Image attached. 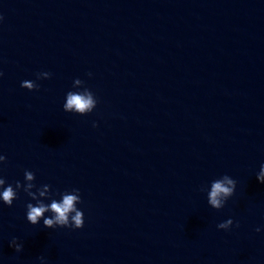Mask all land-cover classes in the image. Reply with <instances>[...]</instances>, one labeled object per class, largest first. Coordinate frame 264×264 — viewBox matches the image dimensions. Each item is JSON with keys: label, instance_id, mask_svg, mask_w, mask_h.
<instances>
[{"label": "water", "instance_id": "95a60500", "mask_svg": "<svg viewBox=\"0 0 264 264\" xmlns=\"http://www.w3.org/2000/svg\"><path fill=\"white\" fill-rule=\"evenodd\" d=\"M0 15V175L79 188L85 213L32 225L21 191L0 205V264H264V0H0ZM77 77L98 99L86 115L62 107ZM223 174L237 188L217 210L200 189Z\"/></svg>", "mask_w": 264, "mask_h": 264}, {"label": "clouds", "instance_id": "9594fccd", "mask_svg": "<svg viewBox=\"0 0 264 264\" xmlns=\"http://www.w3.org/2000/svg\"><path fill=\"white\" fill-rule=\"evenodd\" d=\"M3 16L0 15V21ZM4 73L0 71V78ZM52 73L42 71L36 74V79H49ZM89 78L93 73L87 74ZM21 87L28 90H34L39 85L34 80L21 81ZM98 99L94 92L87 86L85 81L79 77L73 80L72 89L67 91L64 97L63 110L65 112L86 115L93 112L97 107ZM92 126L96 127L97 123L92 122ZM7 160L5 154L0 153V166ZM256 180L260 184H264V163L259 165V169L255 174ZM36 174L30 169L23 170V182L16 180L14 183H9L7 179L0 175V205L11 207L13 202L18 199L19 193L23 191L30 197L26 203V220L37 225L43 221V226L54 229L57 227L80 229L85 223L84 210L79 207L83 203L81 191L79 188H65L61 190H53L52 185L44 183H35ZM237 188V181L229 174H223L217 178L210 180L207 184L201 187V191L206 193L207 203L213 209H222L229 198H231ZM234 224L233 218L229 217L216 225L218 229L228 231ZM239 227V223H236ZM264 226H258L255 231H262ZM9 246L14 248L16 252L23 249V244L18 242V238L13 237L9 242ZM40 264H48L45 256H40Z\"/></svg>", "mask_w": 264, "mask_h": 264}]
</instances>
